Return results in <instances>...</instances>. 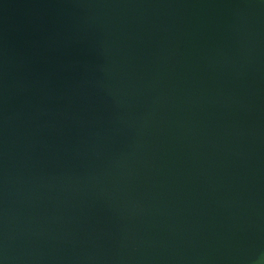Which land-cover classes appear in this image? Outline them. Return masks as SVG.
Returning a JSON list of instances; mask_svg holds the SVG:
<instances>
[{
	"label": "water",
	"instance_id": "obj_1",
	"mask_svg": "<svg viewBox=\"0 0 264 264\" xmlns=\"http://www.w3.org/2000/svg\"><path fill=\"white\" fill-rule=\"evenodd\" d=\"M0 264H264V0H0Z\"/></svg>",
	"mask_w": 264,
	"mask_h": 264
}]
</instances>
